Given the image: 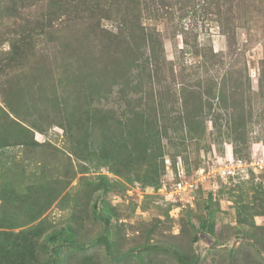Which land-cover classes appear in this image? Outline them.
<instances>
[{"label": "rangeland", "instance_id": "1", "mask_svg": "<svg viewBox=\"0 0 264 264\" xmlns=\"http://www.w3.org/2000/svg\"><path fill=\"white\" fill-rule=\"evenodd\" d=\"M0 264H264V0H0Z\"/></svg>", "mask_w": 264, "mask_h": 264}, {"label": "built area", "instance_id": "2", "mask_svg": "<svg viewBox=\"0 0 264 264\" xmlns=\"http://www.w3.org/2000/svg\"><path fill=\"white\" fill-rule=\"evenodd\" d=\"M196 185L193 180L180 179L175 183V191L178 193H185L186 191L192 190Z\"/></svg>", "mask_w": 264, "mask_h": 264}, {"label": "trees", "instance_id": "3", "mask_svg": "<svg viewBox=\"0 0 264 264\" xmlns=\"http://www.w3.org/2000/svg\"><path fill=\"white\" fill-rule=\"evenodd\" d=\"M134 34H135V32H133V36H132V41L133 42H135V44H137L136 45V47H139V45L143 42V39H144V37H143V35H141V34H137V37L136 36H134ZM133 53H135L136 54V52H134V50H132V54ZM134 54V55H135ZM139 57H142L143 56V53H141V55H139V54H137ZM157 55L158 54H156V53H154L153 55H151V57L153 56H155V57H157ZM139 57L137 58V59H139ZM55 261V260H54Z\"/></svg>", "mask_w": 264, "mask_h": 264}]
</instances>
